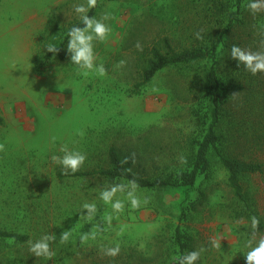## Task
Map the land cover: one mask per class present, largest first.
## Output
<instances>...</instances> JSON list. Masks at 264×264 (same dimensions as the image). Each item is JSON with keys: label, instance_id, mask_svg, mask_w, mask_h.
Masks as SVG:
<instances>
[{"label": "rangeland", "instance_id": "1", "mask_svg": "<svg viewBox=\"0 0 264 264\" xmlns=\"http://www.w3.org/2000/svg\"><path fill=\"white\" fill-rule=\"evenodd\" d=\"M204 1L0 0V229L31 237L0 240V264H264V233L233 217L225 191L199 195L203 175L191 189L162 190L56 179L107 168L111 146L150 176L180 167L199 130L189 91L197 72L168 68L132 90L162 37L177 45L206 20ZM94 5L92 23L57 56ZM245 187L264 215V177ZM177 228L190 239L182 253Z\"/></svg>", "mask_w": 264, "mask_h": 264}, {"label": "trees", "instance_id": "2", "mask_svg": "<svg viewBox=\"0 0 264 264\" xmlns=\"http://www.w3.org/2000/svg\"><path fill=\"white\" fill-rule=\"evenodd\" d=\"M199 6L206 20L189 28L188 34L177 39V45L169 36L162 37L159 47L149 50L141 69V82L132 90V94H138L140 87L168 68L188 72V76L197 72L189 91L196 104L192 116L199 130L184 148L180 167L167 175L150 176L137 169L133 154L119 153L111 146L106 156L107 168L57 171L56 179H81L101 184L109 191L124 187L162 190L191 189L203 175L206 187L199 195L225 191L233 217L250 222L264 233V215L245 187L252 176L264 177V0H205ZM95 7L70 29L55 51L57 56H61L70 37L92 23ZM211 156L225 172L224 181L212 176ZM0 240L22 246L31 237L27 232L0 229ZM174 243L182 253L189 248L190 239L177 228Z\"/></svg>", "mask_w": 264, "mask_h": 264}]
</instances>
